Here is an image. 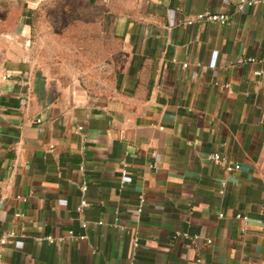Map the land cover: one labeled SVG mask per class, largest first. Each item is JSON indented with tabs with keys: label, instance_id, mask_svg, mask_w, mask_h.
Returning a JSON list of instances; mask_svg holds the SVG:
<instances>
[{
	"label": "crops",
	"instance_id": "1",
	"mask_svg": "<svg viewBox=\"0 0 264 264\" xmlns=\"http://www.w3.org/2000/svg\"><path fill=\"white\" fill-rule=\"evenodd\" d=\"M43 1L0 0V264H130L136 232L134 264H264V5L81 0L101 41L78 75L27 52ZM204 12L229 23L186 25Z\"/></svg>",
	"mask_w": 264,
	"mask_h": 264
},
{
	"label": "rangeland",
	"instance_id": "2",
	"mask_svg": "<svg viewBox=\"0 0 264 264\" xmlns=\"http://www.w3.org/2000/svg\"><path fill=\"white\" fill-rule=\"evenodd\" d=\"M99 40L97 14L88 11L81 0H44L31 17L27 52L43 59L55 73L79 75L97 58Z\"/></svg>",
	"mask_w": 264,
	"mask_h": 264
},
{
	"label": "built area",
	"instance_id": "3",
	"mask_svg": "<svg viewBox=\"0 0 264 264\" xmlns=\"http://www.w3.org/2000/svg\"><path fill=\"white\" fill-rule=\"evenodd\" d=\"M259 5H264V0H239L237 5H236V10L238 12L242 11L244 7L246 6H259ZM196 23H209V24H215V25H219L221 27L226 26L229 23V16L227 14L224 13H210V12H204V13H200V14H196L192 17H190L187 22L186 25L187 26H192ZM254 61L253 59L249 58V59H238L236 61L237 64H242L245 62H251ZM264 61V58H263ZM7 77L3 76L1 78V81H6ZM227 87V86H226ZM38 123H40V120H37ZM208 160L215 164V165H220L223 167L224 171L228 174H231L233 172H236L238 170V164L231 161L230 159H228V157L220 155L218 153H213L210 154L208 156ZM127 165L123 163L122 168H121V179L123 180L126 175H127ZM225 186V182L221 183V188L223 189ZM80 193H81V200L80 203L78 205V207L76 208V211L78 213H82L87 207H88V201H87V185L86 184H82L79 187ZM24 201V199H23ZM144 198L140 197L139 203L137 205L136 208V220L137 222L140 221V216L141 213L143 211V206H144ZM16 216H19L16 215ZM219 217H222V214H219ZM236 218L242 220L243 222V229L242 231H246V229L248 228V218L242 215H237ZM100 224V223H99ZM87 224L85 222L82 223V227H86ZM13 235L9 234V235H4L1 239H0V243L1 244H7L10 243L12 241ZM71 239H75V240H84L85 237L84 236H80V237H74L71 236ZM187 238V237H186ZM196 237H192L190 240H195ZM48 241L49 243H53L55 240L51 237V236H46V237H41V238H37V241ZM59 241H63V239H59ZM211 242L209 240L206 241V244L209 245ZM139 251V237H138V233H135V236L133 238L132 241V252H131V259H130V264H134L135 263V259L137 256V253ZM196 264H205L202 262V260L200 259H196L195 260Z\"/></svg>",
	"mask_w": 264,
	"mask_h": 264
},
{
	"label": "trees",
	"instance_id": "4",
	"mask_svg": "<svg viewBox=\"0 0 264 264\" xmlns=\"http://www.w3.org/2000/svg\"><path fill=\"white\" fill-rule=\"evenodd\" d=\"M35 12V10H33V13Z\"/></svg>",
	"mask_w": 264,
	"mask_h": 264
}]
</instances>
